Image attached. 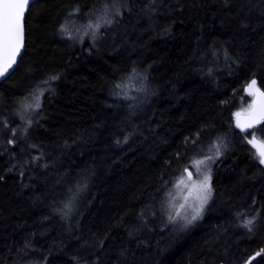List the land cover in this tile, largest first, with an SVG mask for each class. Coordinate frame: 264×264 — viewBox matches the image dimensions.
<instances>
[{
	"label": "trees",
	"instance_id": "trees-1",
	"mask_svg": "<svg viewBox=\"0 0 264 264\" xmlns=\"http://www.w3.org/2000/svg\"><path fill=\"white\" fill-rule=\"evenodd\" d=\"M253 79L264 0H34L0 81V264H264V122L234 116ZM206 153L201 215L170 220Z\"/></svg>",
	"mask_w": 264,
	"mask_h": 264
},
{
	"label": "snow or ice",
	"instance_id": "snow-or-ice-1",
	"mask_svg": "<svg viewBox=\"0 0 264 264\" xmlns=\"http://www.w3.org/2000/svg\"><path fill=\"white\" fill-rule=\"evenodd\" d=\"M29 0H0V77H4L10 68L17 62L16 57L19 55L20 50L23 46V16L26 10ZM110 22V21H109ZM91 27V25H90ZM98 27V26H97ZM51 79H57V77H51ZM47 83V81H45ZM249 95L255 97L253 104L249 106L247 110V118L245 123L239 124L242 131H247L250 128L255 127L257 124L264 122V91L257 87V81L255 79L251 80L248 84ZM39 100V96H37ZM39 107V103L36 104ZM239 121L241 113H236ZM10 143L12 141H9ZM253 147L257 149V154L260 159V163L264 164V141H257L255 137L248 141ZM216 149V155H220V145H214ZM212 156L205 157L204 160L195 161V166L199 171V166L204 164L208 160H212ZM187 172V169H185ZM191 173L188 172V176L191 177ZM211 177L207 173L203 174V179L199 181L196 186V201L198 202L192 208L191 219H187L186 223L190 224L193 220H196L202 211L203 205L209 199L211 194L210 181ZM183 183V180L179 181ZM181 208L184 207L183 204L180 205ZM180 213L177 212L176 216ZM176 216H170V220H175ZM253 220H246L244 226L251 230ZM264 252V249L261 250ZM261 253H257L260 255ZM248 264V262H246Z\"/></svg>",
	"mask_w": 264,
	"mask_h": 264
},
{
	"label": "rangeland",
	"instance_id": "rangeland-1",
	"mask_svg": "<svg viewBox=\"0 0 264 264\" xmlns=\"http://www.w3.org/2000/svg\"><path fill=\"white\" fill-rule=\"evenodd\" d=\"M75 31H78V30H75ZM73 32H74V30H73ZM247 92L249 94L248 87H247ZM249 96H250V101L247 104V106L244 108L238 109L234 113V116H236V113H238V112L239 113H246L247 112V110L249 109V106L251 105V98H252V95H249ZM252 138H253V136L250 137L249 140ZM256 140L258 142L260 141L257 138H256ZM208 156H212L213 159L208 160L204 164L200 165L199 171H198L197 167L195 166V161L204 160L205 157H208ZM215 158H216L215 155H213L211 153H206L205 155H202V156L197 157L196 159H193L187 166H185L181 170L180 175H178L177 177H175L172 180V182L169 184L167 192L165 193V203H164V205H166V209L168 210V216L169 217L170 216H176L177 212H179L180 215L176 216L177 218H183L184 219V217H186L187 219H191V216L193 213H192V208L190 207V205L195 206L198 203L196 201V194H197L196 186L198 185L199 181L203 179L204 173H207L211 177V166H212V162L215 161ZM185 169L189 170V172L192 174L191 177L188 176ZM181 180H183V183H179V181H181ZM209 183H210V181H209ZM210 187H211V183H210ZM181 204L184 205L183 208L180 207ZM205 204L203 205V208H204ZM203 208H202V211H203ZM202 211H201V213H202ZM201 213H200V215H201Z\"/></svg>",
	"mask_w": 264,
	"mask_h": 264
},
{
	"label": "water",
	"instance_id": "water-1",
	"mask_svg": "<svg viewBox=\"0 0 264 264\" xmlns=\"http://www.w3.org/2000/svg\"><path fill=\"white\" fill-rule=\"evenodd\" d=\"M33 1H34V0H29V4L27 5L26 10H25V12H24L23 21H22V23H23V46H22V48H21V50H20L19 55L16 57V61H17V62H18V60H19V58H20V56H21V54H22V52H23V50H24V17H25V14H26V11H27L28 7L30 6V4H31ZM17 62L12 66V68H10V69L8 70V72L5 74L4 77H0V81L3 80L5 77H7V76H8V75L14 70L15 66L17 65ZM257 87H259V86L257 85ZM254 99H255V97L252 96V98H251V105L253 104ZM246 118H247V112H246V113H241V116L239 117V121H238L237 116H235V123H236L237 127L240 129V131L243 132L244 134L249 133L251 130H253V129L258 125V124H257L255 127L250 128V129H248L247 131H242V130H241V127L238 126V122H239V124H243V123H245ZM259 124H260V123H259ZM188 172H189V170L187 169V174H188Z\"/></svg>",
	"mask_w": 264,
	"mask_h": 264
}]
</instances>
